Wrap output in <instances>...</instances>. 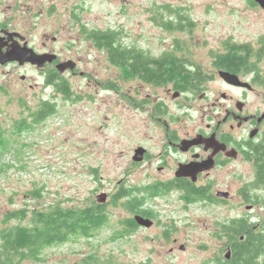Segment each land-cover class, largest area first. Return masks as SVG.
I'll return each instance as SVG.
<instances>
[{
    "label": "rangeland",
    "instance_id": "obj_1",
    "mask_svg": "<svg viewBox=\"0 0 264 264\" xmlns=\"http://www.w3.org/2000/svg\"><path fill=\"white\" fill-rule=\"evenodd\" d=\"M54 1L55 11L52 0H38L37 6L25 2L11 9L5 3L0 7L1 22L8 19L10 31L27 36L37 47L42 36L56 37L57 50L66 48L64 42L71 34L64 28L67 24L73 32L81 25L114 31L124 47H138L151 57L190 35L195 62L201 67L223 50L221 41L226 38L232 45L247 44L254 51L264 44V10L254 0H78L84 21L64 25L61 21H69L72 10L66 7L76 0ZM159 3L164 4L166 23L174 13L190 14L193 33L162 29ZM72 46L76 59L94 58L91 67L86 63L81 69L94 68L96 82L88 85L78 75L65 77L72 90L70 99L54 87L45 89L38 72L11 63L0 65V135L8 142L0 150V235L25 222L8 218L16 211L85 208L97 203L101 194L109 195L108 221L91 240L79 238L45 250L40 261L16 264H211L216 255L225 257L222 240L209 231L221 218L214 219L213 212L198 205L187 210L181 203L180 211H168L167 205L155 200L159 224L153 231L126 234L122 230L120 223L131 215L124 200H115V195L122 189L130 190L132 197L143 191L130 188L135 178L142 177L140 165L131 157L142 140L145 122L143 109L130 96L136 99L153 89L142 92L120 79L109 83L118 72L107 62L105 52L98 53L85 42ZM257 71L264 75L262 56ZM263 96L251 97L249 105L263 107ZM44 102L55 104V112L37 121L33 115ZM241 170L249 175L245 183L254 179L252 171ZM229 211L231 220L245 209L235 198ZM260 216L257 223L264 230V213Z\"/></svg>",
    "mask_w": 264,
    "mask_h": 264
},
{
    "label": "flooded vegetation",
    "instance_id": "obj_2",
    "mask_svg": "<svg viewBox=\"0 0 264 264\" xmlns=\"http://www.w3.org/2000/svg\"><path fill=\"white\" fill-rule=\"evenodd\" d=\"M25 2L38 5V0H0V7L6 6L7 3L11 9ZM50 6L54 11L55 7H58L54 0ZM70 7L72 10H69V21H61L62 24L82 23L83 12L78 0L69 3L66 8ZM158 8L160 27L166 29L164 4L159 3ZM174 9L179 11L178 8ZM73 13L74 18L71 17ZM174 14L168 18V23L176 28L172 32L180 30L182 33L192 34L194 21L191 15ZM9 27L8 19L3 22L0 19V44L4 45L3 52L10 50L11 45L17 42L20 46L26 44L37 55L56 56L55 60L51 63L46 62L42 68L30 63L23 65L11 63L23 70L38 72L42 77V85H46L45 89L55 88L54 75L58 79L78 75L83 80L87 79L88 85L96 82L94 68L81 69L86 63H92L94 58L89 55L87 61H84L76 59L77 56L74 54L72 45L81 42L91 44L98 53L105 52L107 62L118 72V75L114 73L109 83L120 79L132 86L136 85V89L142 92L147 91L149 87L153 89V92L143 93L136 99L130 96L132 102L143 109L145 122L142 125V140L133 149L131 157L133 163L140 165L142 177L135 178L133 185L130 186L141 188L143 191L133 197L130 190L120 191L126 195L129 207L127 213L131 215L120 223L126 234L150 232L159 224L158 213L154 208L158 205L153 206L155 200L167 205L168 211L172 209L178 212L181 210L178 205L185 203L183 209L189 210L198 205L202 210L209 209L213 212L214 219L221 218L211 225L209 231L220 237L222 240L220 249L225 251L226 255L224 254L225 257L216 255L211 264H228L231 259L233 247L229 234L231 221H243V225L253 233L264 234V230L257 223L260 215L264 213V188L260 185L264 169V106L249 105L251 97L260 98L264 94V75L257 71L260 57H264V44L257 51L251 46L250 52L241 51L247 59L238 70L230 68L226 58L232 47L242 50L244 44L232 45L234 42L229 38L221 41L223 50L204 67L195 62V46L190 35L174 40L158 57H151L147 51L138 47L128 45L124 47L121 44L128 53L129 67L126 69L128 76L124 78L122 70L110 63L107 52L98 49L95 44L97 34L107 31L89 29L88 26L81 25L73 32L67 24L64 28L71 31V34L64 42L66 48L57 50L56 45L59 42L56 37L42 36L43 40L37 47L27 36L10 31ZM6 33L18 36L13 37L12 41ZM60 57L64 59L57 61ZM150 61L154 63L151 64ZM160 61L166 63L167 72L174 77L159 83L151 82L146 72L148 68H155V62ZM68 62H73L74 68L60 73L57 65ZM221 73L236 76L239 82L245 85L230 84L223 79ZM22 80H26L25 77ZM45 105L49 106L48 102H44L40 110ZM139 149L142 150V159L136 162L135 152ZM241 169L252 171L254 179L245 183V177L249 175ZM102 195L93 205L103 209L104 221L101 227L108 221L106 206L109 204L108 194L99 202ZM235 198L245 212H240V216L230 220L229 205L234 203ZM136 217L149 220L152 225L139 226L135 221ZM100 228L93 231L90 238L84 239L91 240ZM240 240L243 241L244 237Z\"/></svg>",
    "mask_w": 264,
    "mask_h": 264
},
{
    "label": "trees",
    "instance_id": "obj_3",
    "mask_svg": "<svg viewBox=\"0 0 264 264\" xmlns=\"http://www.w3.org/2000/svg\"><path fill=\"white\" fill-rule=\"evenodd\" d=\"M165 28L172 30L174 26L166 23ZM95 44L98 49L105 50L110 63L122 70L123 77L127 78L126 69L128 65V53L126 48L121 46L119 37L115 32L107 31L97 34ZM241 51L250 52L249 45H244L242 50L232 47L226 61L230 68L238 70L247 56ZM135 58V57H134ZM151 64L154 62L150 61ZM146 66L148 65L145 64ZM155 68H148L146 72L149 81L159 83L167 78L174 77L167 72L164 61L155 62ZM144 67V65H143ZM53 83L56 92L63 94L70 99L72 90L68 83L54 75ZM45 105L33 115L37 121H43L55 112V104ZM19 133L20 130L17 128ZM5 137L0 135V150L7 145ZM260 185L264 188V169L260 177ZM34 196H38L34 194ZM126 195L120 192L115 200H124V208L128 210ZM103 209L97 206L85 208H63L53 207L47 210L16 211L8 216L24 222L22 225L12 227L3 231L0 235V264H16L17 261H40L42 253L51 248L75 242L79 238H90L93 231L102 226L104 221ZM229 234L232 247V255L228 264H264V234L253 233L252 230L243 225V221H231ZM244 237L241 241L240 238Z\"/></svg>",
    "mask_w": 264,
    "mask_h": 264
},
{
    "label": "water",
    "instance_id": "obj_4",
    "mask_svg": "<svg viewBox=\"0 0 264 264\" xmlns=\"http://www.w3.org/2000/svg\"><path fill=\"white\" fill-rule=\"evenodd\" d=\"M263 10H264V0H254ZM9 38L17 37V34H9L6 33ZM13 41V40H12ZM16 44L11 45V49L3 52V46L0 44V65H6L9 63L16 62L19 65H23L25 63H30L33 66H37L38 68H42L46 62L51 63L53 60L56 59V56L53 55H37L32 49L28 48L25 44L20 46L19 43L15 42ZM73 62L60 63L57 65V70L62 73L66 69H73L72 66ZM221 76L226 82L234 85H245L239 82L236 76L230 75L228 73H221ZM142 159V150H136L134 160L139 162ZM105 198V194L102 195V199L99 198V202H102ZM136 223L139 226L143 227H150L152 223L149 220H144L140 217L135 218Z\"/></svg>",
    "mask_w": 264,
    "mask_h": 264
}]
</instances>
